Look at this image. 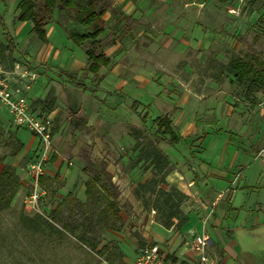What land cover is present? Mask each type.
<instances>
[{
    "label": "rangeland",
    "instance_id": "1",
    "mask_svg": "<svg viewBox=\"0 0 264 264\" xmlns=\"http://www.w3.org/2000/svg\"><path fill=\"white\" fill-rule=\"evenodd\" d=\"M19 1L0 0V61L6 67L33 68L43 78L31 103L36 113L52 117L55 158L50 157L42 179L46 195L33 208L26 201V170L38 141L29 129L12 125L0 107V171L10 168L19 183L10 203L0 207V264H134L141 248L153 243L143 233H153L150 227L157 223L164 227L156 209L163 201L159 188H174L181 210L167 229H180L178 220L188 219L189 212L210 237L212 219L234 209L231 194L242 188L243 172L255 162L264 170L259 153L264 142V0H102L111 8L101 17L105 24L96 20L102 28L97 50L112 60L98 73L86 66L75 75L91 89L94 106L78 92L74 97L86 106L60 105V96L72 88L63 83L62 70L38 60L42 41L31 22L16 19ZM78 1L84 5L88 0ZM77 11L46 16L50 41L66 52L78 48L70 40L74 46L68 45L65 33L94 28L70 22ZM79 47L85 51L90 39ZM237 61L253 66L242 80L231 70ZM113 67L154 86L153 106L132 107L131 95L126 100L100 86ZM159 115L170 117L180 136L176 144L157 136ZM85 153L92 160L86 170ZM102 159L119 188L121 220L106 208ZM222 172L233 176L223 179ZM215 181L229 183L224 187ZM209 188L213 195H206ZM120 224V229L113 227ZM168 239L160 241L168 263L199 264L184 259L179 246L169 248Z\"/></svg>",
    "mask_w": 264,
    "mask_h": 264
},
{
    "label": "crops",
    "instance_id": "2",
    "mask_svg": "<svg viewBox=\"0 0 264 264\" xmlns=\"http://www.w3.org/2000/svg\"><path fill=\"white\" fill-rule=\"evenodd\" d=\"M64 35L67 43H69L68 45L74 46L75 43L70 44L71 39L69 38V35L66 36V33ZM46 36L47 41L42 42L41 44L42 52L38 60L55 65L58 69L70 72L79 77L81 72L87 66V56L85 51L82 50L79 45H76L74 47H77L78 50H74V48H72L69 52H66V49L61 48L60 44L57 45L56 43L50 41V36L47 32ZM104 53L110 58V60H112L110 54L106 52ZM106 66L107 65H102L100 68H104ZM98 71L96 73H98ZM63 77L66 80L63 83H65L68 88L72 89L67 93L65 98L64 96H60V105L86 106L82 103V101H80L83 97H88L90 100L96 99L90 96L91 89L87 87L86 82L81 81L86 86V88L83 89L82 87L71 83L65 75H63ZM139 77L140 76L134 75L130 77L129 72L125 71L124 68L118 69L117 67H113L110 71L108 69L105 72L100 86L103 87L104 84L105 88L108 91H111L110 93H113V91H115V93H120V95H124L123 97L126 100L129 95H131L134 99L132 101L133 106H135L134 102H137V104L146 103L153 106V101L156 99L154 91L156 90L154 86L152 87L151 84H148L149 82L147 83V81H144L145 79H140ZM42 80L43 78L39 76L37 81L33 84L29 92L30 102L35 89ZM147 84L149 86H147ZM77 92L80 94L82 99H76L74 97V94ZM96 93L98 94V91H96ZM73 97L74 100L72 99ZM91 103L92 106H94V102H92V100ZM87 155L91 160L89 153ZM82 157L84 158V154H82ZM102 160L106 162L105 171L111 175L112 180V173L107 168L108 162L105 159ZM48 164L49 161L46 163L45 174L43 177L46 176L49 168ZM254 164H256L254 168H251ZM254 164H252L248 170L243 172V179L238 183V186L242 188L232 191L231 195L234 209H232L229 214L226 211L221 210V213L218 214L215 219H212V227H210V244L208 247L210 259L206 264H264V170L260 168V164L257 162ZM100 172L103 174L101 169ZM232 176L233 175H228L226 172H222L221 174L223 179H225V177L232 178ZM206 183L212 184L214 183V179L206 181ZM216 183L225 187V184L229 182L217 181ZM213 193H215V190L209 188L206 195L208 194L210 196L213 195ZM187 214L188 219L180 225V229L173 231L172 228L167 229L157 223L155 226L150 227L153 230V233L149 235L144 232L143 236L148 238V242L152 241L157 243L160 246L161 252H163L165 256L167 253L165 250L166 247H164L160 241L164 242L167 238H169L167 240L169 248L177 245L179 246L178 248L180 253L184 255V259L186 258V260H191L201 264L197 255L193 250H191L190 245L193 238L192 235L202 234L204 228L196 214L192 215L189 212ZM224 215L225 218L223 219Z\"/></svg>",
    "mask_w": 264,
    "mask_h": 264
},
{
    "label": "trees",
    "instance_id": "3",
    "mask_svg": "<svg viewBox=\"0 0 264 264\" xmlns=\"http://www.w3.org/2000/svg\"><path fill=\"white\" fill-rule=\"evenodd\" d=\"M18 13L16 19L18 21H29L32 24V30L39 40L42 42L47 41L45 24L46 16L51 14L55 10H63L70 8H77V15L69 16L68 20L70 22L77 21L84 26H93L92 31L78 32L71 31L69 33V38L76 45H80L83 41L90 39V47L86 48L85 53L87 56V68L89 71L96 73L100 66L108 65L110 63V58L104 53L103 50L98 49L100 39L97 38L99 33L102 31V28L97 27L96 20H99L101 24H105V21L101 18L105 11H108L111 7L108 2L102 0H88L86 4L80 5L78 0H20L17 4ZM128 28L124 29L126 33ZM1 62V61H0ZM2 63V62H1ZM11 68V67H7ZM231 70L235 72V77L242 80L247 76L248 71L253 70V66L245 62L237 61L234 62L231 66ZM62 74L65 75L69 81L76 86L86 88L85 84L81 80L77 79L75 75L70 72L62 71ZM258 79V75L254 77V80ZM137 102H134L136 105ZM31 103V107H32ZM135 107V106H133ZM33 110V108H32ZM34 111V110H33ZM35 112V111H34ZM147 114L143 117L145 118ZM156 123V134L160 140L168 142L170 145L176 144L180 136L173 129L171 119L168 115H159L155 118ZM22 144H20V147ZM156 156H159V153H156ZM55 155L52 154L51 159H54ZM84 158L87 161L85 169L89 168V165L92 164L87 153L84 154ZM100 169L103 172L104 177L107 179V184H101L100 187L107 193V202L106 208L112 214V216L121 220L120 208L118 205L117 197L119 195V189L112 182L111 175L105 171L106 162L104 160L99 163ZM94 178L98 179L97 176ZM43 176L41 177L42 184ZM163 179V178H162ZM19 186L17 174L10 168H4L0 171V207L7 206L10 201L13 199L15 192ZM90 182H86V193L91 191ZM174 188L170 190H165L159 188L157 190L158 195L163 197L162 205H157L156 209L159 212L160 223L168 228L174 224L173 218L178 217L181 214V210L178 206L177 201L175 200ZM187 218L182 216L177 224L181 225ZM114 228L120 229L121 224Z\"/></svg>",
    "mask_w": 264,
    "mask_h": 264
},
{
    "label": "built area",
    "instance_id": "4",
    "mask_svg": "<svg viewBox=\"0 0 264 264\" xmlns=\"http://www.w3.org/2000/svg\"><path fill=\"white\" fill-rule=\"evenodd\" d=\"M39 76V72L33 68L19 64L7 68L0 62V107L7 110L12 125L29 129L38 141L36 156L28 163L26 170L30 186L26 201L33 208H38L46 195L41 177L45 174L46 163L52 155V117L50 114L34 112L29 100V92ZM259 153L264 157V142ZM209 244L210 237L204 233L194 235L191 240L190 248L201 264L209 262ZM134 264L171 263L166 261L160 246L153 242L141 248Z\"/></svg>",
    "mask_w": 264,
    "mask_h": 264
}]
</instances>
